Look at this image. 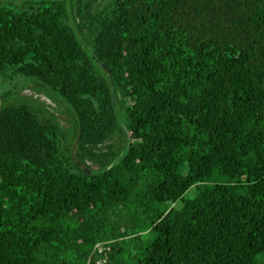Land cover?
Segmentation results:
<instances>
[{
  "label": "trees",
  "instance_id": "trees-1",
  "mask_svg": "<svg viewBox=\"0 0 264 264\" xmlns=\"http://www.w3.org/2000/svg\"><path fill=\"white\" fill-rule=\"evenodd\" d=\"M0 130V264H264V0H0Z\"/></svg>",
  "mask_w": 264,
  "mask_h": 264
},
{
  "label": "rangeland",
  "instance_id": "rangeland-1",
  "mask_svg": "<svg viewBox=\"0 0 264 264\" xmlns=\"http://www.w3.org/2000/svg\"><path fill=\"white\" fill-rule=\"evenodd\" d=\"M81 44L84 49H87L86 45L83 42H81ZM17 99L32 103H45L49 106L51 112L55 115L57 121L61 124V126L69 132L72 130V118L65 106L57 100H50L49 98H47L45 91L38 85L28 82L24 88L18 91ZM206 184L207 183H201L200 185ZM196 192V186H191L185 191L181 199H178L177 201L172 203H167L163 207L167 209H178L182 206L184 200L188 201L193 196H195Z\"/></svg>",
  "mask_w": 264,
  "mask_h": 264
},
{
  "label": "built area",
  "instance_id": "built-area-1",
  "mask_svg": "<svg viewBox=\"0 0 264 264\" xmlns=\"http://www.w3.org/2000/svg\"><path fill=\"white\" fill-rule=\"evenodd\" d=\"M96 252L99 254L96 264H104L107 259L109 246L105 243H98L95 245Z\"/></svg>",
  "mask_w": 264,
  "mask_h": 264
},
{
  "label": "water",
  "instance_id": "water-1",
  "mask_svg": "<svg viewBox=\"0 0 264 264\" xmlns=\"http://www.w3.org/2000/svg\"><path fill=\"white\" fill-rule=\"evenodd\" d=\"M112 100L114 102L113 93H112ZM4 148H5V138L2 131L0 130V155L2 154Z\"/></svg>",
  "mask_w": 264,
  "mask_h": 264
}]
</instances>
